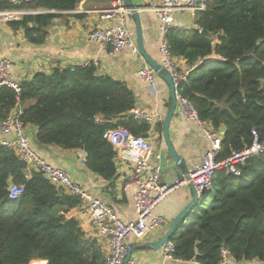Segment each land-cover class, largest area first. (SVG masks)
<instances>
[{"label":"trees","instance_id":"1","mask_svg":"<svg viewBox=\"0 0 264 264\" xmlns=\"http://www.w3.org/2000/svg\"><path fill=\"white\" fill-rule=\"evenodd\" d=\"M79 1L15 5L0 0V10H44L9 21L24 30L30 43L41 45L53 20ZM195 24L170 30L166 38L172 54L193 67L179 94L212 130L224 129L218 156L223 159L251 146L254 130L264 142V0H207ZM212 55L223 60L200 63ZM18 101L21 120L38 128L39 144L84 150L87 167L107 181L117 178L118 167L117 151L105 132L122 127L148 136L151 131L148 122L132 114L136 97L128 85L100 75L94 63L38 72L21 83L20 95L1 87L0 122L19 108ZM239 169L240 176L227 169L215 172L213 191L172 238L176 258L219 264L226 246L237 262H264V152ZM11 182L25 185L18 200L9 197ZM81 203L42 173H29L16 151L0 148V264H105L99 243L85 236L76 218L67 217Z\"/></svg>","mask_w":264,"mask_h":264},{"label":"crops","instance_id":"2","mask_svg":"<svg viewBox=\"0 0 264 264\" xmlns=\"http://www.w3.org/2000/svg\"><path fill=\"white\" fill-rule=\"evenodd\" d=\"M133 2L140 7L146 51L150 57L163 64L160 52L163 23L145 7L143 0H133ZM111 6V0H80L76 8L60 12V16L53 20L49 27L48 38L41 45L30 43L23 29H14L9 21L0 18V57L6 56L11 60V72L20 83L31 81L38 72L51 73L56 67L94 63L100 75L110 76L128 85L135 94L137 108L162 115V118L158 119L155 126L151 128V133L148 134L154 141L157 155L166 148L163 121L171 105L170 88L163 77L159 75H156L154 85H150L141 78L140 69L150 65L139 54L124 49L111 55L109 51L102 49L98 42L90 40V34L96 28L106 25L100 19L101 11L109 9ZM197 17H192L188 12H176L173 29L195 27ZM128 23L137 42L135 21L131 15ZM176 62L181 69L193 68L184 58H176ZM160 125H162V129ZM25 126L32 147L47 163L55 168L68 171L73 180L112 205L125 222L136 219L134 195L137 186L132 185L127 189L124 188L132 169L128 163L121 159L120 151L117 148L118 175L115 180L107 181L87 167V155L84 150L41 145L36 140L37 126L31 124ZM170 135L176 150L185 158L190 169L201 163L205 153L211 148L210 140L203 126L197 120L188 118L181 104L178 105L173 116ZM0 138H3L1 132ZM15 138V134L9 136V139ZM81 158L83 161L80 160ZM161 180L166 181L163 176ZM191 199L192 194L188 185L179 187L167 196L156 208V212L164 217L165 222L143 240L132 237L130 240L133 247L158 241L167 233L172 221ZM67 217L76 218L85 236L95 239L104 253L106 252L107 240L97 237L89 215L80 206L73 208ZM131 260L133 264H200L196 261L166 260L161 248L158 250L137 249L133 252ZM36 262H42V264L46 262L47 264V260H35L30 264ZM235 264H264V262L253 259L236 261Z\"/></svg>","mask_w":264,"mask_h":264},{"label":"built area","instance_id":"3","mask_svg":"<svg viewBox=\"0 0 264 264\" xmlns=\"http://www.w3.org/2000/svg\"><path fill=\"white\" fill-rule=\"evenodd\" d=\"M15 5H20L33 0H8ZM145 7L152 11L163 23V38L160 52L163 57L164 68L173 76L177 88V99L181 104L185 115L197 120L202 126L210 140L211 148L205 153L201 163L196 164L190 171L191 181L194 183L200 199L212 192L213 177L216 171L227 169L228 171L241 175L240 164L264 152V142L260 141L257 131H253L254 141L251 146L233 151L226 158L219 159L222 147L223 133L212 130L206 122L199 119L197 111L178 92L179 85L186 81L192 69H181L176 62V57L172 54L167 34L174 28V15L176 12H188L196 18L198 14L206 10L207 0H143ZM112 6L102 10L101 21L106 25L96 28L90 34V40L99 43L102 49L109 51V54L118 53L124 49H129L135 54H140L136 39L134 38L128 19L131 15L130 8L124 0H111ZM44 12V10L13 9L0 10V18L5 21L20 19L27 13ZM176 25V23H175ZM175 28H178L175 26ZM223 60V58L207 57L200 63L207 64L210 61ZM12 62L6 56L0 57V88L8 86L21 94V83L11 72ZM143 80L150 85H154L156 72L151 66H145L139 71ZM16 110H13L4 120L0 122V148H11L28 165L29 173L32 170L42 173L51 183L64 188L68 193L79 196L82 200L81 209L90 217L91 224L96 231L98 238L107 240L105 252V264H123L129 252L133 248L131 238L143 240L149 233L159 229L165 222L164 217L156 212L157 206L176 189L187 186L189 180L176 181L172 186L161 184L160 166L158 162L159 154L156 155L155 145L152 138L148 136H136L128 129L119 127L107 130L104 134L114 147L120 151L121 159L131 166L132 173L126 181L124 188L132 185L137 186L135 191V211L136 219L125 222L117 210L95 195L82 184L73 180L68 171L55 168L47 163L43 157L32 147L26 134V126L21 120L22 110L20 102H17ZM135 118L148 122L153 128L158 119L162 118L160 113H149L137 107L132 109ZM151 133V132H150ZM15 134V139L9 136ZM156 158V161H155ZM83 161V159H80ZM30 175V174H29ZM9 197L18 200L25 192V185L11 182L9 187ZM162 254L166 260L180 261L176 258V247L172 240L167 241L162 246ZM231 250L223 246L221 248V259L219 264H235ZM128 264H133L131 260Z\"/></svg>","mask_w":264,"mask_h":264},{"label":"water","instance_id":"4","mask_svg":"<svg viewBox=\"0 0 264 264\" xmlns=\"http://www.w3.org/2000/svg\"><path fill=\"white\" fill-rule=\"evenodd\" d=\"M126 5L131 10V16L135 21L136 26V36H137V44L140 51V56H142L147 63L155 70L156 74L163 77L165 82L168 84L171 93V105L169 110L167 111L163 126H164V139L166 142L165 150L159 153V166H160V179L159 182L161 184H167L172 186L176 181H182L184 178L189 180L188 186L192 194L191 201L181 210V212L175 217L172 221L171 226L167 233H165L158 241L153 243L142 244L139 247H133L129 252L127 258L124 260L123 264H128L132 259V254L137 249H153L158 250L162 248V246L167 242L172 240L176 231L180 225H184L187 220L190 218L192 213H194L198 207L202 204L203 199H200L197 189L194 183L190 178V167L186 162L185 158L176 150L171 135H170V127L173 116L176 112V109L179 105V101L177 99V88L175 86V82L173 76L170 72H168L164 66L159 63L157 60L150 57L146 51L143 37V28L141 24L140 17V7L133 2V0H124ZM202 34L205 36L209 35V32L206 29L201 30ZM264 88V84H263ZM162 176L166 179L165 182L161 180Z\"/></svg>","mask_w":264,"mask_h":264},{"label":"rangeland","instance_id":"5","mask_svg":"<svg viewBox=\"0 0 264 264\" xmlns=\"http://www.w3.org/2000/svg\"><path fill=\"white\" fill-rule=\"evenodd\" d=\"M27 9V8H26ZM28 10V9H27ZM29 10H33V9H29ZM27 14H29V13H27ZM213 56H215L216 57V55H213Z\"/></svg>","mask_w":264,"mask_h":264}]
</instances>
